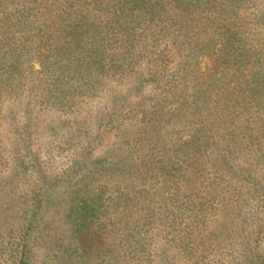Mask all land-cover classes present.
Here are the masks:
<instances>
[{
    "label": "trees",
    "instance_id": "obj_1",
    "mask_svg": "<svg viewBox=\"0 0 264 264\" xmlns=\"http://www.w3.org/2000/svg\"><path fill=\"white\" fill-rule=\"evenodd\" d=\"M124 123L129 162L97 153ZM62 130L71 170L59 174L46 162ZM122 163L131 190L109 185ZM3 164L34 185L27 222L0 228V264H30V234L63 199L51 186L67 182L79 255L125 214L147 257L157 236L207 262L242 240L246 264H264V0H0Z\"/></svg>",
    "mask_w": 264,
    "mask_h": 264
},
{
    "label": "rangeland",
    "instance_id": "obj_2",
    "mask_svg": "<svg viewBox=\"0 0 264 264\" xmlns=\"http://www.w3.org/2000/svg\"><path fill=\"white\" fill-rule=\"evenodd\" d=\"M207 64H210L209 60H204L202 63L203 66ZM121 120L124 122L129 121V119L124 120L123 118ZM127 127L124 123L120 129L117 127L107 129L103 136V145L97 153L103 147L109 148L118 154H122L120 156L126 154L129 162L127 152H131L130 149H133V145L122 144L123 131ZM63 133H65V130H62L57 137L52 136L51 154L55 155L51 161L46 162L50 170L59 174L71 167V162L67 161L68 156L63 155L66 152L62 154L63 142L66 141V136ZM5 135L6 141L9 142L6 130ZM44 156L49 158L47 154H44ZM122 165L123 173H116L109 185L114 189L120 185L131 190L133 186L137 185V181L134 179L128 163H122ZM12 166L9 164L0 165V228L4 230L19 227L23 222H27L24 220L23 208L31 202L29 199L31 196L30 189L34 185V178L28 174L22 173L24 177L20 175L12 176ZM64 184L51 186L52 190L61 193L63 199L58 198L53 206L46 210L44 219L38 222L40 226L36 227L35 231L29 236L32 247L30 264H246V254L244 252L247 250L242 246V240H237L233 244L225 242L221 247L215 248L210 256L211 261L207 262V259H193L191 261L185 258L177 248L169 247L167 240L157 236V240L153 239L150 244L149 256L147 257V248L144 252H136L130 240L128 242L127 237H129L128 233L131 229L130 231L127 230L131 226L130 220L133 216L125 214L103 218L107 235L106 245L95 249L90 254L79 255L76 251L74 252L71 240L74 220L68 205V199H66L68 198L66 186L69 182H67V185ZM2 234L5 241H9L14 237L7 231ZM256 250L258 255H264V238L260 239ZM1 264H14V262L5 260Z\"/></svg>",
    "mask_w": 264,
    "mask_h": 264
}]
</instances>
